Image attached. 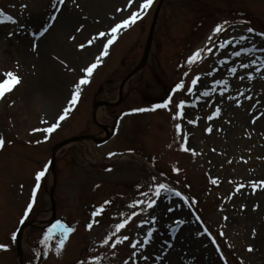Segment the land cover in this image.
I'll use <instances>...</instances> for the list:
<instances>
[{
  "label": "rangeland",
  "instance_id": "obj_1",
  "mask_svg": "<svg viewBox=\"0 0 264 264\" xmlns=\"http://www.w3.org/2000/svg\"><path fill=\"white\" fill-rule=\"evenodd\" d=\"M95 1L102 4L108 24L98 26L92 21L96 27L75 25L65 33L54 31L59 43L52 45L45 57L58 66L52 74L55 83H47L41 81L31 56L42 37L50 36L55 21L51 17L61 5L54 0H0V78L9 71L20 78L15 89L0 100V138L6 142L0 150V245L6 246L0 249V264H19L17 241L12 237L31 201L35 175L45 165L37 202L21 228L24 264H88L89 258H98L95 264H137L136 256L146 263L147 254L158 252L165 254L160 264H167L170 251L179 254L184 264H264V185L252 187L253 182L264 181V37L259 35L264 33V0H155L142 20L118 34L61 127L50 137L43 131L34 133L45 128L41 111L58 108L62 101L67 106L84 78V70L112 38L109 35L98 46L96 37L99 40L100 34H110L139 7L135 4L129 9L130 0H112V4L109 0H91L92 5ZM77 2L65 0L62 7L78 12ZM157 10L147 62L126 82L123 98L117 103L121 83L141 62ZM120 12L123 16L113 18L114 13L122 15ZM7 16L13 19H5ZM79 17L80 24L89 20ZM224 21L229 24L209 44L207 38L213 28ZM249 27L255 32L248 33ZM241 36L248 39L240 40ZM226 41L230 43L219 48ZM87 43L94 44L90 51L96 55L84 54V58ZM66 44L75 54H66ZM205 45L213 51L205 52L202 60L189 67L187 59ZM242 47L249 51L238 57L231 55ZM241 64L249 67L242 68ZM230 68L236 72H229ZM197 75L201 79L189 93L187 89ZM181 80L185 88L174 94V86ZM215 80H224L226 91L222 93L225 85H216ZM51 88L54 94H61L60 100L50 99ZM204 91H208L207 96ZM169 96L172 102L167 109L155 107ZM181 100L186 102L183 116L173 119ZM141 108L147 110L134 111ZM217 108L219 114L209 120ZM61 112L52 120L56 122ZM177 123L181 125L179 134ZM105 128L108 133L115 128L114 135L106 143L96 144L91 137H106ZM185 135L189 151L181 148ZM76 137L85 140L58 147ZM52 157L54 171L50 167ZM213 178L218 180L215 185L210 182ZM159 183L182 192L188 203L172 193L156 198L153 190ZM239 185L244 187L237 192ZM51 189L54 223L59 220L74 231L59 255L54 234L45 256V246L39 241L48 229L44 226L52 220ZM144 192L148 196H142ZM150 198L157 199L151 209L146 206ZM137 200L145 204L130 207ZM105 201L111 203L105 205ZM101 205L104 210L89 230L92 212ZM133 212L139 214L133 217ZM192 212L198 213L199 223ZM129 217L126 227L112 235L115 225ZM143 221L147 223L138 227ZM179 221L186 227L182 225L177 235L168 239ZM199 224L206 226L207 232ZM149 228L153 230L150 242L146 247L133 248L134 242H143ZM109 236L112 239L104 244ZM123 236L129 239L113 248L112 243Z\"/></svg>",
  "mask_w": 264,
  "mask_h": 264
},
{
  "label": "snow or ice",
  "instance_id": "obj_2",
  "mask_svg": "<svg viewBox=\"0 0 264 264\" xmlns=\"http://www.w3.org/2000/svg\"><path fill=\"white\" fill-rule=\"evenodd\" d=\"M55 2H58L61 6L64 4L65 0H54V3ZM138 0H130V3H129V9L132 8L133 5L137 4ZM155 3V0H142V2H139V7H138V10L134 11L131 13L130 15V18L127 19V20H124L123 22L117 24L114 28L111 29V33H102L100 34V37H99V41H104L106 37H108L109 35L112 37L110 39H107V43L103 46V51L102 53L96 58V61L94 63H92L89 67H87L85 70H84V78H82L79 82V84L77 85L76 89H75V92L73 94V98L70 100V102L67 104V106L65 107V109L63 110L62 114L59 115L58 117V120L53 123L51 126H48V127H45V128H40V129H36L34 130V133L35 132H45L47 133L48 137L51 136L52 133L56 132L60 127H61V124L68 118V115L69 113H71L72 111H74V105H76L79 101V98H80V95H81V90L82 88L85 86V85H88L91 83V78L93 77L96 69L100 66H102V61L104 59L107 58V56L109 55L110 53V49L112 48V46L117 42L118 40V34L122 31V30H127V29H130L132 26H134L136 23L139 22V20H142L144 18V16L147 15L148 11L152 8L153 4ZM121 11H124L123 9H121ZM56 12H59V9L57 8L56 9ZM56 16L55 14H53V16L51 17V20H55ZM5 19L7 20H12L13 18L11 16H7L5 17ZM0 22H3V21H0ZM14 22V21H13ZM246 23V22H245ZM229 24V21H224L222 24H217L213 30H212V35H210L207 40H208V43L210 44L212 41H213V37L216 36L217 34L221 33L222 31L225 30V26ZM47 29L45 28L44 31H46ZM247 32L248 33H254L255 30L251 27H249L247 29ZM40 35L43 34V32H40L38 33ZM11 35V33H10ZM261 37H264V33H260L259 34ZM75 39V37L73 38ZM248 39L247 37L245 36H241L240 37V40H246ZM230 42H222L219 44V48L223 49L226 47V44H228ZM93 45L92 44H89L87 45V47H92ZM33 47H35V44L33 45ZM83 47L82 46V50H83ZM213 51V49L211 47H208L207 45H205L204 48H200V49H197L188 59H187V65L189 67H191L193 64L199 62L200 60L203 59V54L205 52L207 53H211ZM249 49L246 48V47H242L240 48L239 51H233L231 53L232 56H240V54L242 52H248ZM252 63H255V61H252ZM181 67L183 68L184 65H181ZM240 67L242 68H248L249 65L248 64H241ZM261 68H264V63L261 64ZM74 71V70H73ZM256 72H259L260 71V68H256L255 69ZM229 72L231 73H235L236 72V69L235 68H230L229 69ZM188 73L185 72L184 73V76H187ZM210 75V73H209ZM252 76V73L251 72H248V77L251 78ZM201 77L200 75H197L196 77H194L191 81V85L192 87H189L187 89V91L189 93H191L193 91V88L198 84V82L200 81ZM20 83V78L14 73V72H7L4 74V78H0V100H3L5 98V96L9 93H11L15 87ZM215 84L216 85H225L224 88H221L220 91L223 93L224 91H226V82L224 80H215ZM185 88V84L183 82V80L177 82L174 86V89H173V93L175 94L176 92L178 91H182L184 90ZM203 95L204 96H207L208 95V91H204L203 92ZM172 102V96H169L167 98V100H165L163 103H160V104H157L155 107L156 108H165L167 109L169 107V104ZM236 103L239 105L240 101L237 100ZM186 107V102L181 100L179 102V104L177 105V108H178V112L175 116H173V119H176L178 116L182 117L183 116V110L185 109ZM147 109H136L134 111H140V112H143V111H146ZM220 112V109L217 108L214 112H212L211 116L208 117L209 120H211L213 117H216ZM45 124H47L48 122L45 121L44 122ZM188 123H195V121H192V120H189ZM253 123H255V121H253ZM175 128H176V131L177 133L179 134L180 131H181V125L179 123H177L175 125ZM207 131L211 132L212 129L211 128H208L206 129ZM5 140L3 138H0V150H2L4 147H5ZM37 143H40V141H38ZM181 148L182 150L184 151H189L190 149L187 147V136L185 135V143L181 145ZM193 151V155H195V151ZM110 156H113V155H116L115 153H110L109 154ZM46 170H47V165H45V169L44 170H41L39 171L38 173H36L35 175V188L33 189V192H32V197H31V201L27 204V207H26V210L24 212V216H23V219H21L20 223L23 224L24 221L26 219H28L30 213L32 212L36 202H37V194H38V191L41 187V181L44 179V177L46 176ZM175 171H179V169H174ZM108 171H111V169H108ZM163 175V174H161ZM153 179L155 180L156 178L153 177ZM212 184H217L218 183V180L217 179H211L210 181ZM260 185H264V181H259V182H253L252 183V187L255 189L257 188L258 186ZM244 185H239L237 188H236V191L239 192L241 188H243ZM154 196L156 198H160L162 196V193H172L174 196L176 197H181L183 199V201L185 203H188L189 201V198L184 196L182 192L178 191V190H175L174 188L170 187L169 184L167 183H159V184H156L155 187H154ZM142 196H148V193L147 192H144V193H141ZM111 203L110 201H105V205ZM157 203V199H148L147 200V208L151 209V208H154L155 205ZM145 204V201L144 200H137L135 201L134 204L130 205V207H137V206H140V205H144ZM190 206V205H189ZM104 210V205H101L99 208H97L95 211L92 212V217H93V222L92 223H89L87 225L88 229L91 230L92 227H93V223H95V217L102 213ZM168 211H172V209L170 208ZM139 213L137 212H133L132 213V216H136L138 215ZM131 219V217L129 218H126L123 222L121 223H118L115 225V233H113L112 235H115V234H118L121 232L122 229H124L127 225V223L129 222V220ZM155 219V218H153ZM225 219H227V217H225ZM181 223H183V221H180ZM147 223V221H143L141 222V225H139L138 227H143V224ZM74 229L68 227L67 225H65L64 223H62L61 221L57 220L54 224L51 225V227H49L47 229V231L44 233L43 235V238L39 241V243L41 245H44L45 248H44V252L43 254L46 256L47 255V246H48V243H49V240L52 238V236L56 233H59L60 235V239L57 243V246H56V254L59 255L60 254V251L63 249L66 241H67V238L69 236V234L71 232H73ZM205 232H207V229H205ZM203 234V233H201ZM209 235H211V233H208ZM153 235V230L151 228L148 229L147 231V234L145 235L144 237V240L143 242H140V241H136L132 244V247L133 248H143L147 243L150 242L151 240V237ZM15 234H13V237L12 239L15 240ZM112 239V236H109L108 238H106L103 243L104 244H108L109 243V240ZM129 238L127 236H123L122 238H118L114 241V243H112V247L115 248L118 244H121L123 243L124 241L128 240ZM2 248H6L5 245H0V249ZM249 251H252L253 249L251 247H249L248 249ZM37 257H39L41 255V253L38 251L36 253ZM133 255H135V252H133ZM98 258H89V261H88V264H95V261L97 260ZM79 264H85L84 261H80ZM127 264V262H126Z\"/></svg>",
  "mask_w": 264,
  "mask_h": 264
},
{
  "label": "bare ground",
  "instance_id": "obj_3",
  "mask_svg": "<svg viewBox=\"0 0 264 264\" xmlns=\"http://www.w3.org/2000/svg\"><path fill=\"white\" fill-rule=\"evenodd\" d=\"M109 1H110V4H112V2H111L112 0H109ZM76 2L80 5V6L78 5V9H79L78 12L74 9L69 10V9L60 8L59 13H58L53 25L49 29L51 31L50 36L48 35L47 37L46 36L42 37V39L38 43L37 50L35 51V53L33 52V58L31 56V61L35 63L34 68L38 71V75H41V77H40L41 81L46 80V82L48 83L49 81L52 80L55 83V79L53 78V75L56 74V68L58 65L56 66L53 62L46 60V57H45V55H46L45 52H47V50L49 48H51L52 45L59 43V41L56 40L57 32H54V31L65 33L69 29L73 28V26L75 27V25L78 28L83 27V29H85V27H89V28L96 27V26H94L95 24H93V25L91 24L92 21L96 22V24L98 26L100 24L101 25H103V24L107 25L108 24V15H107V13L104 14V8L100 2L95 1L94 5H92L91 0H76ZM81 3H83V7L81 6ZM138 3H137V7L139 6ZM123 7L125 8V4ZM137 7L133 8V9H137ZM91 13H92V16H90ZM120 13L122 15H119V16H117L114 13L113 18H119V17L123 16V13L122 12H120ZM79 16L85 17V18L88 17V19H89L88 22L80 24L79 23V21H80ZM100 16H102V19H101V21L97 22V20L99 19ZM52 31H53V33H52ZM96 40H97L96 44L99 46L100 41L98 42L97 37H96ZM63 49L66 51V54H70L72 52L74 53V51L71 49V47L67 44L65 45V47ZM85 49L86 50L83 53L84 58L86 57V56H84V54H87V57L94 55L95 51L94 52H93V50L90 51L91 48H85ZM102 51L103 50H99V53L97 55H100L102 53ZM26 58L27 59L29 58L28 54H26ZM43 86H44V83H43ZM125 90H126V88H125V86H123L120 93L122 95H124ZM31 94H32V92H31ZM48 95H49L50 99L55 97L56 101L61 99V94H54V89H52V88L48 91ZM51 96H52V98H51ZM62 104L65 106L66 102L62 101ZM63 105L58 107V108H55V109H54V107H52V109L41 111V112H43L42 115H44L45 119L48 118V121H47L48 123H51V122L54 123L55 119L54 120H52V119H53V117H55V115L59 111H63V109H65V107ZM34 109L39 110L38 107H34ZM97 114L101 115V112L98 111ZM58 117L56 119H58ZM45 119H44V121H45ZM149 169H151V167H149ZM161 217H162V215L159 216L158 219H162ZM261 225L263 228L264 223L263 224L261 223ZM144 247H146V246H144ZM144 252H145V250H144ZM175 254H176L175 251H170L169 257L167 260V264H184L182 261L183 260L182 257L179 256V254H176V255ZM147 256H148V262H146V263H144L145 260L140 259V258H138V256H136L137 264H160V261H162V259L165 257V254L163 255L162 253L158 252L157 254H152V255L147 254Z\"/></svg>",
  "mask_w": 264,
  "mask_h": 264
},
{
  "label": "water",
  "instance_id": "obj_4",
  "mask_svg": "<svg viewBox=\"0 0 264 264\" xmlns=\"http://www.w3.org/2000/svg\"><path fill=\"white\" fill-rule=\"evenodd\" d=\"M154 24V23H153ZM152 31H153V27L151 28V30H150V34H149V40H148V44H147V49H146V52H145V55H144V58H143V60H142V62L139 64V66L135 69V70H133V72H131V74L128 76V77H130L131 75H133L135 72H137L143 65H144V63L146 62V58H147V55H148V51H149V46H150V40H151V35H152ZM127 77V78H128ZM126 78V79H127ZM68 142V141H67ZM67 142H64V143H67ZM63 143V144H64ZM53 168H54V165L52 166ZM51 196H52V191H51ZM52 209H53V211H54V204L52 205ZM18 254L20 255V245H19V243H18Z\"/></svg>",
  "mask_w": 264,
  "mask_h": 264
}]
</instances>
